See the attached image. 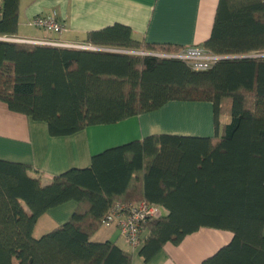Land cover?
Instances as JSON below:
<instances>
[{
	"label": "trees",
	"instance_id": "trees-1",
	"mask_svg": "<svg viewBox=\"0 0 264 264\" xmlns=\"http://www.w3.org/2000/svg\"><path fill=\"white\" fill-rule=\"evenodd\" d=\"M19 3L0 0V102L10 112L67 137L171 102L210 103L221 135L146 137L94 155L88 168L47 185L27 166L0 160V264H131L130 253L91 238L113 207L139 202L167 212L143 225L137 253L144 264L201 228L232 234L201 264H264V57L195 71L155 56L179 47L135 41L118 24L87 34L84 42L99 51L1 40L18 39ZM202 47L219 56L264 53V0H219ZM69 202L76 204L70 219L34 238L37 220Z\"/></svg>",
	"mask_w": 264,
	"mask_h": 264
},
{
	"label": "crops",
	"instance_id": "crops-1",
	"mask_svg": "<svg viewBox=\"0 0 264 264\" xmlns=\"http://www.w3.org/2000/svg\"><path fill=\"white\" fill-rule=\"evenodd\" d=\"M218 1L20 0L17 38L89 46L84 42L88 33L118 24L129 28L133 39L142 43L172 45L180 49L202 47L210 37ZM53 11L63 27L60 34L29 36L20 32L22 25L31 26L34 17ZM184 104L171 102L155 112L114 125L88 127L67 137H51L44 123L33 122L22 114L10 112L0 102V160L27 166L31 177H39L42 185H47L55 176L70 169L88 168L92 156L130 141L160 135L203 137L217 141L221 128L216 131L213 123L205 134L179 132L175 128L179 121L199 120L201 107L212 112L210 103L211 109L204 106L205 103H191L188 104L191 109L181 111L174 107H186ZM137 188L136 196L141 198L139 181ZM75 209L76 204L69 202L49 210L37 220L33 237L39 238L67 222ZM161 214L165 216L166 210L162 208ZM36 230L40 233L38 237L34 236ZM146 236L147 229H144L142 237ZM231 239L230 232L201 228L186 236L177 246L170 243L164 245L148 264H201L228 245ZM91 241L112 242L131 254V264H144L137 251L125 244L115 226L100 227Z\"/></svg>",
	"mask_w": 264,
	"mask_h": 264
},
{
	"label": "built area",
	"instance_id": "built-area-1",
	"mask_svg": "<svg viewBox=\"0 0 264 264\" xmlns=\"http://www.w3.org/2000/svg\"><path fill=\"white\" fill-rule=\"evenodd\" d=\"M30 25L36 29L42 30L49 35H58L63 30L62 25L58 20L56 12H51L47 15H40L34 17ZM4 41H12V39L2 38ZM16 43L24 44H37V45H48L54 47L62 48H75L80 50H89V51H99L91 46H78V45H66L57 41L43 40H22L14 39ZM113 53H122V54H137V55H148L144 52H134V51H125V50H104ZM159 57L176 59L184 62L191 69L195 71H204L211 68L217 62L222 60L229 59H239V58H260L264 57L262 54H250L245 56H219L207 52L203 47L194 46L180 49L176 53L167 54V55H155ZM161 210L157 205L148 204L145 202H139L135 205H131L127 208L123 206L116 205L109 212L102 225L104 227L115 226L123 241L129 245L133 250H138L145 240L142 237L143 230L145 229L143 225L152 219H158L161 217Z\"/></svg>",
	"mask_w": 264,
	"mask_h": 264
},
{
	"label": "rangeland",
	"instance_id": "rangeland-1",
	"mask_svg": "<svg viewBox=\"0 0 264 264\" xmlns=\"http://www.w3.org/2000/svg\"><path fill=\"white\" fill-rule=\"evenodd\" d=\"M20 30H21L20 32L22 34L29 35V36H36V35L39 36V35H42V34L45 33L44 31L36 29L35 27L24 26V25H22ZM45 36H46V33H45ZM188 104H191V103H185L184 104L187 108L184 107V106L180 107L179 105L178 106H174V107H177L178 110H180V111H181V109H191L190 106H188ZM203 105L204 106H209V108H210L209 103H205ZM188 115H190L189 112H188ZM198 116L200 117V119L199 120L197 119V121H193V120H188L189 122L179 121V124L176 123L174 126L179 132H188V133H192V134H205L208 131V126L210 124L212 125V123H213V121H212V112H211V110L209 112L204 107H201V114L198 113ZM188 118H190V117H188ZM226 119L227 118H225V116L221 115L220 118H219V124L220 125L224 124L226 122ZM130 142H127V143H130ZM127 143H124V144H127ZM39 234H40L39 231L36 230L34 236L38 237V236H40ZM127 246L129 247V245H127ZM135 251H137V250H135Z\"/></svg>",
	"mask_w": 264,
	"mask_h": 264
},
{
	"label": "water",
	"instance_id": "water-1",
	"mask_svg": "<svg viewBox=\"0 0 264 264\" xmlns=\"http://www.w3.org/2000/svg\"><path fill=\"white\" fill-rule=\"evenodd\" d=\"M10 42H14V39L12 41H10Z\"/></svg>",
	"mask_w": 264,
	"mask_h": 264
}]
</instances>
